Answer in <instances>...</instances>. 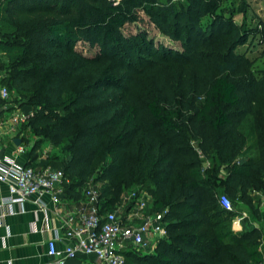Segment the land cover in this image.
<instances>
[{"label":"trees","instance_id":"1","mask_svg":"<svg viewBox=\"0 0 264 264\" xmlns=\"http://www.w3.org/2000/svg\"><path fill=\"white\" fill-rule=\"evenodd\" d=\"M260 1L262 15L246 0H0L1 83L32 113L22 142L36 138L25 165L62 171L64 200L93 185L100 213L135 190L150 194L147 213L165 211L167 236L152 252L124 249L125 264L262 262L263 231L231 230L240 205L263 221ZM252 138L257 158H243ZM44 142L59 154L37 162Z\"/></svg>","mask_w":264,"mask_h":264},{"label":"built area","instance_id":"2","mask_svg":"<svg viewBox=\"0 0 264 264\" xmlns=\"http://www.w3.org/2000/svg\"><path fill=\"white\" fill-rule=\"evenodd\" d=\"M2 78L0 74V219L24 212V203L33 196L36 197L37 211L45 212L44 196L58 207L62 202L60 195L64 184L68 183L60 170L34 167L19 161L30 147L22 142L20 129L32 113L11 105L10 92L1 83ZM15 139H20L21 143L15 145ZM6 144L14 147L10 156L2 155ZM3 188L7 189L6 195L2 194ZM149 200L144 191H129L114 210L100 213L99 191L93 185L86 186L82 198L84 208L65 214L62 224L48 240V255L53 261L43 264H66L79 255L93 256V264H125L121 254L124 249L130 246L142 251L151 249L167 236V230L163 222L165 211L147 213ZM220 204L226 211L233 210L230 199L224 194L220 195ZM124 209L129 221L127 226L119 218ZM244 217L242 215L241 219ZM31 230L35 231L33 223ZM63 241L67 244L63 249H57L56 244Z\"/></svg>","mask_w":264,"mask_h":264},{"label":"crops","instance_id":"3","mask_svg":"<svg viewBox=\"0 0 264 264\" xmlns=\"http://www.w3.org/2000/svg\"><path fill=\"white\" fill-rule=\"evenodd\" d=\"M3 146L2 155L10 156L13 154L14 147L12 145L6 144ZM25 153L24 157L19 159L23 164L27 163ZM38 161H41L40 155ZM2 194H7L6 188L2 189ZM35 199L36 197L33 196L24 203V212L21 214L0 219V264H43L47 261H53V258L48 255V240L54 236L55 229L60 227L67 212L84 208L82 200L72 202L64 199H61V205L55 207L49 197L44 196L42 200L45 202L46 208L45 212H41L37 211L38 206L34 203ZM242 215H245L243 219H241ZM126 216L125 218L119 216L124 226L129 225ZM262 220L264 222V213ZM32 223L35 224V231L31 230ZM256 223L258 222L250 219L245 206L242 209L239 207V214L232 220L231 230L234 233H242L256 227ZM65 244H67L66 241L58 242L56 247L61 250ZM155 247L156 245L152 246L149 249L150 252L154 251ZM263 248L264 239H262L260 247L262 252H264ZM93 263L94 257L85 255H79L75 259L66 262V264Z\"/></svg>","mask_w":264,"mask_h":264},{"label":"rangeland","instance_id":"4","mask_svg":"<svg viewBox=\"0 0 264 264\" xmlns=\"http://www.w3.org/2000/svg\"><path fill=\"white\" fill-rule=\"evenodd\" d=\"M246 1H248L250 3V9L254 7L253 10H257L258 13L260 15H262V13H261L262 12L261 11L262 2L260 0H246ZM262 18H264V16H262ZM234 21L238 25H241L242 22H243V14L236 15L234 17ZM136 27L138 28L137 25L128 26L125 29V33H130V32L134 33V32H136L137 31L136 30ZM149 33H150V35L155 36V38H156L157 41H159L161 43H164V45H166V46H173V47H175L178 50H182L183 49V48H180V44L179 43L171 44V42L168 41L166 37H163L156 30H153V29L150 28L149 29ZM256 41H257V38L256 39H253L252 42L251 41L249 42V45H250V43H254ZM249 45H247V46H249ZM258 47H259V49H258L257 55H255V56H257V60H258L259 66H261V65H264V53H263V50L264 49L261 48V45H258ZM77 50L81 51L84 55H93V54H95V51H96L95 48H90L89 46L83 45V44L80 45L79 43L77 44ZM14 97H15V95L13 93L12 95H10V100H12ZM15 98H17V97H15ZM263 105H264V103H263ZM253 121H254V119L252 117L251 118H248L246 120V122L244 123V129H245L244 131L251 129V126L253 124ZM28 138H29V144L28 145H32V143L34 142V140H36L35 137L33 138V137L28 136ZM40 148L41 149L38 151V153L40 155L41 160L46 159L47 156H49L51 153H53L55 155L59 154L58 149L53 148L50 144H48L46 142L42 143L41 146H40ZM257 154H258V152H257V149H256L255 139L252 138V140L249 143V146L246 148V151H245V153L243 155V158L244 157H246V158H257ZM144 192L147 194V196L149 197V199L151 201L150 194L148 192H146V191H144ZM125 193H126V191L124 192V194ZM124 194H122V195H124ZM239 207H240V209H242L243 206L240 205ZM119 214H120L119 215L120 217H124V218L127 215V213L125 212V209L122 211V213L120 212ZM256 227H258L259 229H261L263 231V236H262L263 238L262 239H264V222L262 221V222L256 223Z\"/></svg>","mask_w":264,"mask_h":264},{"label":"water","instance_id":"5","mask_svg":"<svg viewBox=\"0 0 264 264\" xmlns=\"http://www.w3.org/2000/svg\"><path fill=\"white\" fill-rule=\"evenodd\" d=\"M14 143H15V145H19L20 144V139H15Z\"/></svg>","mask_w":264,"mask_h":264}]
</instances>
